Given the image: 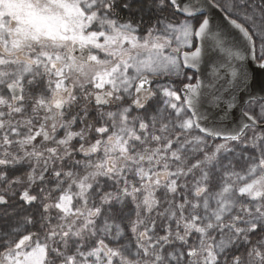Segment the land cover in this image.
I'll list each match as a JSON object with an SVG mask.
<instances>
[{"label": "snow or ice", "instance_id": "6c2138e0", "mask_svg": "<svg viewBox=\"0 0 264 264\" xmlns=\"http://www.w3.org/2000/svg\"><path fill=\"white\" fill-rule=\"evenodd\" d=\"M257 41L264 0H0V264H264V102L209 127L186 71Z\"/></svg>", "mask_w": 264, "mask_h": 264}, {"label": "water", "instance_id": "95a60500", "mask_svg": "<svg viewBox=\"0 0 264 264\" xmlns=\"http://www.w3.org/2000/svg\"><path fill=\"white\" fill-rule=\"evenodd\" d=\"M211 14L215 17L217 25L226 26L222 30L227 34L231 26L228 25L226 19L221 20L223 14L219 13L218 10ZM231 32L232 34L227 36V39L230 44H238L241 38L235 30H231ZM229 63L231 67H228ZM261 63L257 61V57L253 59L250 55L243 61L228 60L222 52L214 47H209L204 63L200 66L201 68L203 64H206L207 69H200L199 72L195 69L192 70L197 72V79L205 82L214 79L213 72L218 71L222 77L221 93L225 96L226 101L231 100L234 95L236 107L228 108L227 103H221L219 106L205 104L201 110L207 117L205 121L207 126H214L227 132L246 122L244 109L247 103L252 100H264V68L260 67ZM233 68L240 73V76L235 83H227L226 81L232 80L231 71Z\"/></svg>", "mask_w": 264, "mask_h": 264}, {"label": "flooded vegetation", "instance_id": "af4514ba", "mask_svg": "<svg viewBox=\"0 0 264 264\" xmlns=\"http://www.w3.org/2000/svg\"><path fill=\"white\" fill-rule=\"evenodd\" d=\"M256 53H257V61L259 62V63H261V60H260V58H259V53H258V50H257V48H256ZM200 69H207V65L206 64H203L202 65V67L200 68ZM187 71H189L192 75H194L195 76V78L197 79V72L196 71H194V70H188V69H186ZM259 102H264V100H256V101H254V100H252V101H250V102H248L247 103V105L245 106V109H244V111L245 112H247L248 110H249V105L250 104H257V103H259ZM209 115L211 114L210 112L208 113Z\"/></svg>", "mask_w": 264, "mask_h": 264}, {"label": "rangeland", "instance_id": "374dc122", "mask_svg": "<svg viewBox=\"0 0 264 264\" xmlns=\"http://www.w3.org/2000/svg\"><path fill=\"white\" fill-rule=\"evenodd\" d=\"M257 50H258V53H259V41L257 42ZM187 71V70H186ZM188 74L189 75H192L189 71H188Z\"/></svg>", "mask_w": 264, "mask_h": 264}, {"label": "trees", "instance_id": "16d2710c", "mask_svg": "<svg viewBox=\"0 0 264 264\" xmlns=\"http://www.w3.org/2000/svg\"><path fill=\"white\" fill-rule=\"evenodd\" d=\"M258 42V41H257ZM253 105H255V104H253Z\"/></svg>", "mask_w": 264, "mask_h": 264}]
</instances>
